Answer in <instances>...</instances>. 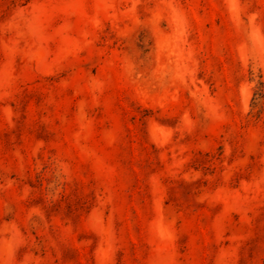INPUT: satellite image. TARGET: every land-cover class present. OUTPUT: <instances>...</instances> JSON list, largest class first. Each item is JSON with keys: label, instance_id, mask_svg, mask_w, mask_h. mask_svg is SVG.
<instances>
[{"label": "rangeland", "instance_id": "rangeland-1", "mask_svg": "<svg viewBox=\"0 0 264 264\" xmlns=\"http://www.w3.org/2000/svg\"><path fill=\"white\" fill-rule=\"evenodd\" d=\"M0 264H264V0H0Z\"/></svg>", "mask_w": 264, "mask_h": 264}]
</instances>
